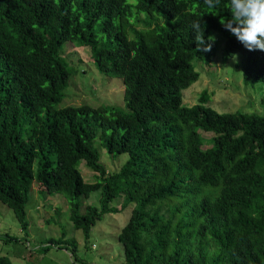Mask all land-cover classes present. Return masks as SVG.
Wrapping results in <instances>:
<instances>
[{"label": "trees", "instance_id": "1", "mask_svg": "<svg viewBox=\"0 0 264 264\" xmlns=\"http://www.w3.org/2000/svg\"><path fill=\"white\" fill-rule=\"evenodd\" d=\"M227 3L212 15L204 0H0V203L25 236L36 187L42 203L61 193L87 240L119 212L114 201L133 206L119 235L125 264H264V116L220 114L209 90L191 107L183 100L222 45L225 59L242 55L247 87L264 83V52L219 23ZM196 21L210 52L197 51ZM69 45L90 50L104 82L122 80L126 110L63 106L74 78L91 74L64 56ZM96 192L100 209L87 200ZM15 239L0 235V264H12L2 250ZM63 240L39 249L68 250Z\"/></svg>", "mask_w": 264, "mask_h": 264}, {"label": "rangeland", "instance_id": "2", "mask_svg": "<svg viewBox=\"0 0 264 264\" xmlns=\"http://www.w3.org/2000/svg\"><path fill=\"white\" fill-rule=\"evenodd\" d=\"M223 52L224 45L221 46L214 64L209 67L200 65L203 72L200 79L188 90L183 91L184 104L189 107L197 104L201 93L209 90L212 93L209 105L220 114L243 112L264 116V83L249 86L252 89L247 87L243 83L244 75L240 68L242 55L239 54L235 58L225 59ZM63 54L64 56L68 54L77 55L82 61L81 65L91 73H80L74 78L65 95L63 106L80 107L89 105L98 107L104 105L126 110L122 80H108L113 81V84L104 82L103 77L95 72L94 66H92L93 60L89 49H78L69 45ZM101 81L107 89L102 90V96L99 100L95 99L97 93L94 90H97L96 85H101ZM118 81L121 82V85L115 83ZM204 137L212 139L213 134H204ZM208 148H210V145L206 144L204 150ZM128 158V155H124L116 160L122 162V167ZM111 161L109 158H102V163L105 166H108ZM79 168L86 182H95L94 177L96 174L92 173L84 162ZM59 196L66 205H62ZM47 198L48 200L42 203L41 198L36 193V187L34 188L32 202L26 208V222L29 227L28 237L23 233L14 211L0 203V235L9 233L11 236L16 237L15 240L3 245L4 250H2L3 256L8 258L12 264H125L119 234L129 222L133 206L129 205L126 209L123 208L118 214L104 216L92 228L90 238L87 240L83 230L76 229L73 226L68 203L61 193L49 194ZM118 200L114 201L111 208L121 209L122 200ZM99 201L98 192L93 193L88 200L90 205L97 208L101 207ZM55 214L59 227L55 224L50 226L46 221L54 217ZM63 235L66 240H63L62 243L70 244L68 250L51 248L45 252L40 251L39 248L44 242L57 241ZM72 246L76 247L75 251Z\"/></svg>", "mask_w": 264, "mask_h": 264}, {"label": "clouds", "instance_id": "3", "mask_svg": "<svg viewBox=\"0 0 264 264\" xmlns=\"http://www.w3.org/2000/svg\"><path fill=\"white\" fill-rule=\"evenodd\" d=\"M204 3L208 6L210 11L214 13L212 15H216L218 13L215 9L218 7L220 0H204ZM226 7L231 13V18L225 19L222 17L220 19L219 23L223 26V28L234 35L237 41L248 51L259 50L264 52V0H228ZM193 30L196 33L195 42L197 44V51L203 50L205 52H210L212 45L209 43L207 46H204L205 42L203 39V29H201L199 21L194 22ZM59 198L62 199L60 196ZM98 198L100 200L99 192ZM120 200H122L123 206L120 205L121 209L118 208V213H120V210H123L124 208L123 199H119L118 201ZM93 227L94 226L91 227V230Z\"/></svg>", "mask_w": 264, "mask_h": 264}]
</instances>
